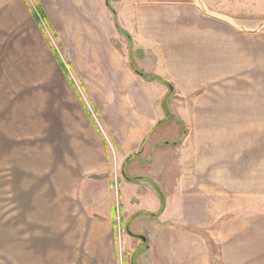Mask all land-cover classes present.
<instances>
[{"label": "crops", "instance_id": "crops-1", "mask_svg": "<svg viewBox=\"0 0 264 264\" xmlns=\"http://www.w3.org/2000/svg\"><path fill=\"white\" fill-rule=\"evenodd\" d=\"M28 1L59 47L40 43ZM263 3L0 0V35L28 32L5 44L40 147L16 178L23 210H80L8 222L0 264H127L115 233L139 214L144 264H264ZM113 149L117 186L104 178Z\"/></svg>", "mask_w": 264, "mask_h": 264}, {"label": "rangeland", "instance_id": "rangeland-1", "mask_svg": "<svg viewBox=\"0 0 264 264\" xmlns=\"http://www.w3.org/2000/svg\"><path fill=\"white\" fill-rule=\"evenodd\" d=\"M28 3L31 8H36V4L34 2L28 1ZM258 5L264 8V3ZM117 22L121 27L122 25L119 19ZM42 23L44 26H47V34H45L46 36L44 38L43 35L41 36L42 39L40 40V43L44 44L43 42L47 43V40H49L52 42V46L56 44L59 47L60 44L56 39L55 34L50 32V27H48V23L44 20V18L42 19ZM27 36L28 32L25 31L20 34L12 33L5 36L0 35V240H2L9 228L12 229L8 222H14L17 219L31 220L39 217L47 218V215L51 213L53 216L51 219L64 223L68 219V215H71L72 212L74 217H76L77 213L80 214V210L73 211L66 208L70 207L68 206L70 202L68 205L66 204L64 210H60L59 212L55 211V206L52 211H50L49 208L39 209L42 206H39L38 208L36 206L33 207L32 202L29 204L32 209L28 211L23 210V199H25V197L21 192H19L20 186L16 183V178L19 177V174H22L23 171H29L25 162L31 159L35 155V151H38L40 147L34 146L35 134L29 128L31 123H29L24 117V108L27 106L28 100H24L22 98L26 92L25 87L30 86V84L29 82H24L22 80L23 77L20 76L21 67L19 66V62L16 61L18 58V50L16 51V48L7 49L5 44L7 40H21ZM62 55L64 56V53H62ZM64 64L67 67L68 64L66 62H64ZM35 74L38 76V73L35 72ZM155 82L156 81H153L154 84H156ZM113 152L111 151V154H113L111 155V171L109 172L108 177L104 178L107 181H111L114 186H117L119 182L117 176L119 175L116 173L119 168L114 149ZM112 191L115 192L114 189ZM115 194L116 193H114V198ZM27 198L28 195L26 196V199ZM145 204H151V202L146 201ZM116 205L119 206V202L116 201ZM47 206L49 207V204ZM138 207H142V204H133L129 207V209L135 210ZM90 212L92 213L93 211L90 210ZM94 213L104 214L103 209H96L94 210ZM66 214L67 216H65ZM120 216L121 221L123 218L125 219L122 210H120ZM133 218L135 219V217H132V219ZM134 219L132 222L126 219L125 224L129 223V228L125 229L122 225L119 232L117 231L118 233H115L120 254L119 259L121 263L124 261L127 264H131L132 261H134V264H144V258L141 260V257L144 255L145 241L138 238V234L145 237L144 231L147 228L148 222L146 219L141 222V219L139 221V223L141 222L140 225H134ZM57 228L60 230V227ZM47 229L48 228L41 225L39 227V231L35 230V233L42 235ZM49 234L58 235L60 232H50ZM134 234H137V236H133ZM26 235L28 234L26 233ZM129 240L131 241L129 242ZM1 250L2 247L0 245V251Z\"/></svg>", "mask_w": 264, "mask_h": 264}, {"label": "trees", "instance_id": "trees-1", "mask_svg": "<svg viewBox=\"0 0 264 264\" xmlns=\"http://www.w3.org/2000/svg\"><path fill=\"white\" fill-rule=\"evenodd\" d=\"M107 6H108V8L110 9V11L112 12L113 19H114V23H115L116 27L118 28V30L123 31V30L120 28L119 23L117 22L118 18L116 17V10L114 9V7L112 6V4H111L110 1L107 2ZM30 9H31L32 14H33V17H34L35 21L37 22V24L39 25L41 31H42L44 34H47V26H44V24L42 23V19L44 18V20H46V21H48V20H47L46 14H45V12H44L42 6H40L38 3H36V8H35V9L30 8ZM48 41H49V40H48ZM49 42L52 44L51 41H49ZM56 56H57V58H58V61H59L60 66H62L64 72H65L66 75L69 77L70 81H71L72 83H74L73 80H72L71 77H70V73H69V71H68L66 65L64 64V62H63V60L61 59V57L57 54V52H56ZM130 65H131V67L134 69L135 72H137V73L140 74V75H145L143 72H141V71L135 66V62H134V60H133L132 58H130ZM169 88L171 89V85H170V84H169ZM92 118H93V116H92ZM160 197H161V200H162V206H161L160 211H162V210L165 208V198H164L163 194H161V192H160ZM136 216H137V215H136ZM136 216H135V217H136ZM133 217H134V216H133ZM131 219H132V217L129 218L128 221H131ZM128 224H129V223H128ZM128 224H127V225H128ZM134 236H136V235H134Z\"/></svg>", "mask_w": 264, "mask_h": 264}, {"label": "water", "instance_id": "water-1", "mask_svg": "<svg viewBox=\"0 0 264 264\" xmlns=\"http://www.w3.org/2000/svg\"><path fill=\"white\" fill-rule=\"evenodd\" d=\"M140 238H141L142 240H144V241L146 240V238H145L144 236H140Z\"/></svg>", "mask_w": 264, "mask_h": 264}]
</instances>
